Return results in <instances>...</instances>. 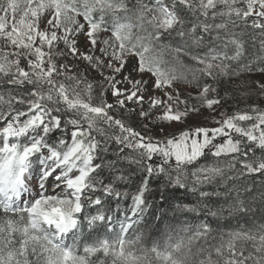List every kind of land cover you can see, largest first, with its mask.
<instances>
[{
  "label": "snow or ice",
  "instance_id": "6c2138e0",
  "mask_svg": "<svg viewBox=\"0 0 264 264\" xmlns=\"http://www.w3.org/2000/svg\"><path fill=\"white\" fill-rule=\"evenodd\" d=\"M262 101L264 0H0V264H264Z\"/></svg>",
  "mask_w": 264,
  "mask_h": 264
},
{
  "label": "trees",
  "instance_id": "16d2710c",
  "mask_svg": "<svg viewBox=\"0 0 264 264\" xmlns=\"http://www.w3.org/2000/svg\"><path fill=\"white\" fill-rule=\"evenodd\" d=\"M262 103H264V101H262ZM159 183H160L159 181H155L154 180L153 183H152L153 189L157 188L158 185H159ZM155 195L158 198V193H156ZM169 199L171 200V202L173 203V205H175L177 203H181L182 201L185 202V203L188 202L189 199H190V197H185V195L183 193V190H180V191H178V192H176L174 194V197L173 196H170ZM181 219H182V217H181ZM165 222L172 223V224H176V223H179V220L176 217H174L171 212H169L164 217V220L158 222L160 224V227L161 228H163Z\"/></svg>",
  "mask_w": 264,
  "mask_h": 264
},
{
  "label": "rangeland",
  "instance_id": "374dc122",
  "mask_svg": "<svg viewBox=\"0 0 264 264\" xmlns=\"http://www.w3.org/2000/svg\"><path fill=\"white\" fill-rule=\"evenodd\" d=\"M195 120V122L199 123L201 122L202 118H193Z\"/></svg>",
  "mask_w": 264,
  "mask_h": 264
}]
</instances>
